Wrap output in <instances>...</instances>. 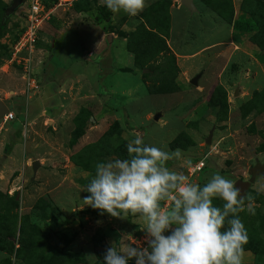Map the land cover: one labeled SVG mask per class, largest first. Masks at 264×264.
<instances>
[{"label": "rangeland", "instance_id": "1", "mask_svg": "<svg viewBox=\"0 0 264 264\" xmlns=\"http://www.w3.org/2000/svg\"><path fill=\"white\" fill-rule=\"evenodd\" d=\"M11 1L0 0V100L14 116L0 119V264H104L113 243L146 247L138 216L83 202L95 165L126 158L136 136L181 150L167 167L189 182L219 173L250 195L242 264H264V0H145L107 20L101 0H40L50 14L29 63L13 56L27 5L5 16Z\"/></svg>", "mask_w": 264, "mask_h": 264}, {"label": "clouds", "instance_id": "2", "mask_svg": "<svg viewBox=\"0 0 264 264\" xmlns=\"http://www.w3.org/2000/svg\"><path fill=\"white\" fill-rule=\"evenodd\" d=\"M101 2L112 13L123 11L129 17L146 7L145 0ZM126 147V158L95 165L83 190L90 195L83 202L100 215L138 216L147 246L118 248L113 243L104 264H128L133 257L135 264H242L249 237L239 213L252 197L240 196L241 189L219 173L201 186L170 171L167 162L180 157L179 149L169 153L140 136ZM216 198L225 202L222 208L213 203ZM248 211L255 214L250 205Z\"/></svg>", "mask_w": 264, "mask_h": 264}, {"label": "built area", "instance_id": "3", "mask_svg": "<svg viewBox=\"0 0 264 264\" xmlns=\"http://www.w3.org/2000/svg\"><path fill=\"white\" fill-rule=\"evenodd\" d=\"M23 2L27 5L24 12L26 23L18 40L13 46V56L22 58L24 61L29 63L33 59V53L38 41L40 25L49 16L50 11H46L44 9L40 0H24ZM13 117V113L9 110V112L4 115L3 119L11 120ZM203 166L204 161L200 160L194 165L193 170L200 171Z\"/></svg>", "mask_w": 264, "mask_h": 264}, {"label": "water", "instance_id": "4", "mask_svg": "<svg viewBox=\"0 0 264 264\" xmlns=\"http://www.w3.org/2000/svg\"><path fill=\"white\" fill-rule=\"evenodd\" d=\"M24 0H12L10 5L6 7L5 10V16H9V14H11L17 7H19ZM182 2L187 5L189 8H193V4L191 2V0H182ZM192 83L196 82V77L192 78L191 80ZM9 108L8 106L2 101L0 100V119H2L4 117V115H6L9 112ZM38 166V161L35 160L32 163V167L33 170H36Z\"/></svg>", "mask_w": 264, "mask_h": 264}, {"label": "trees", "instance_id": "5", "mask_svg": "<svg viewBox=\"0 0 264 264\" xmlns=\"http://www.w3.org/2000/svg\"><path fill=\"white\" fill-rule=\"evenodd\" d=\"M257 7V6H256ZM108 8L105 6V5H103L102 4V6L100 7V9H99V12L95 15V18H96V20H98L99 18H100V15L102 16V14H104L105 15V20H107L109 17H110V10L109 11H107L106 12V10H107ZM110 27H111V25L110 24H108V26L106 27V33H108V32H110ZM260 30V29H259ZM129 40L130 39H127V47L129 48V50H131L132 52H133V50H132V48H130V43H129ZM133 61H134V63H135V65L137 66L138 64V62H139V60H138V57H134L133 58ZM36 111V110H35ZM1 241V240H0Z\"/></svg>", "mask_w": 264, "mask_h": 264}, {"label": "crops", "instance_id": "6", "mask_svg": "<svg viewBox=\"0 0 264 264\" xmlns=\"http://www.w3.org/2000/svg\"><path fill=\"white\" fill-rule=\"evenodd\" d=\"M120 48H121V51L119 53H118V50H119L118 47H117V50L115 49V54H114V51H113L115 59L118 60V61L120 60L121 62L129 61L130 60V56H129L128 52L126 50H124V45L121 44V43H120ZM119 55H122V56L119 57ZM120 61H119V63H121Z\"/></svg>", "mask_w": 264, "mask_h": 264}]
</instances>
